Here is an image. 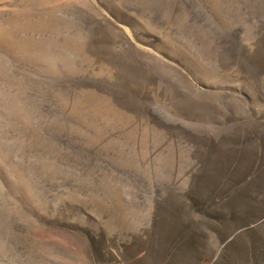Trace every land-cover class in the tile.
<instances>
[{
    "label": "rangeland",
    "instance_id": "1",
    "mask_svg": "<svg viewBox=\"0 0 264 264\" xmlns=\"http://www.w3.org/2000/svg\"><path fill=\"white\" fill-rule=\"evenodd\" d=\"M0 33L8 264H264V0H0Z\"/></svg>",
    "mask_w": 264,
    "mask_h": 264
},
{
    "label": "bare ground",
    "instance_id": "2",
    "mask_svg": "<svg viewBox=\"0 0 264 264\" xmlns=\"http://www.w3.org/2000/svg\"><path fill=\"white\" fill-rule=\"evenodd\" d=\"M4 32V31H3ZM0 34H3V33H0ZM52 70V69H51ZM54 71V70H53ZM34 72V71H33ZM38 73V72H37ZM35 81V80H34ZM29 90V89H28ZM7 140V139H6ZM5 144H7V143H5ZM8 145H10V144H8ZM7 145V146H8ZM3 146V145H2ZM7 146H6V148H7ZM0 150H2V149H0ZM4 151V150H3ZM2 151H0V153H1ZM6 156H7V154H6ZM5 155L3 156L5 159H6V161L9 159H7V157H6ZM2 158V157H1ZM6 161L3 159V165H1L0 164V171H2V175H0L1 177H2V181H3V185H4V189L6 188V189H8V185L10 184V183H8L9 181H8V176H9V174H8V164L6 163ZM9 162H10V160H8ZM8 162V163H9ZM9 166L11 167V163H9ZM9 167V168H10ZM12 169L11 170H14V168L13 167H11ZM10 170V171H11ZM16 170V169H15ZM15 172H18V171H15ZM14 172V173H15ZM0 174H1V172H0ZM16 174H18L19 175V172L18 173H16ZM11 175V174H10ZM17 176V175H16ZM11 177H13V175L11 176ZM17 177H19V176H17ZM21 177V176H20ZM10 178V177H9ZM12 179V178H11ZM21 179L23 180V178L21 177ZM14 180V179H13ZM16 180V179H15ZM0 181H1V179H0ZM16 182V181H15ZM19 182V181H18ZM17 183V182H16ZM1 184H2V182H1ZM2 185V186H3ZM1 186V185H0ZM1 186V187H2ZM19 186V185H18ZM20 186H22V185H20ZM12 187V186H11ZM20 188V187H19ZM23 188V187H22ZM22 188H20V190L22 189ZM10 189V188H9ZM12 189V188H11ZM18 190V189H17ZM19 191V190H18ZM22 192H25L24 190H22L21 191V193ZM10 193V192H9ZM12 193V192H11ZM24 194V193H23ZM26 195H27V193H26ZM23 196V195H22ZM5 199H6V197H5ZM21 199V198H20ZM4 201V200H3ZM6 201L7 200H5L4 201V203H5V205H6ZM23 202V201H22ZM6 208V207H5ZM5 212H7V211H5ZM7 214V213H6ZM6 214H5V216H6ZM4 216V217H5ZM4 219V218H3ZM7 221V220H6ZM6 223V222H5ZM4 223V224H5ZM1 224H2V222H1ZM0 224V225H1ZM1 227H4V225L3 226H1ZM4 229V232L2 231H0L1 233H3V237L2 236H0V237H2V239H3V244H4V253H3V257H2V261H3V264H8V261H7V257H8V252H9V236H7V234H8V232H10L9 230H8V225L6 226V224H5V227L3 228ZM9 235V234H8ZM1 239V238H0ZM1 242V241H0Z\"/></svg>",
    "mask_w": 264,
    "mask_h": 264
}]
</instances>
